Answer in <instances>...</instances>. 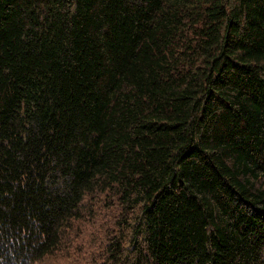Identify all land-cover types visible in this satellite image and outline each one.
I'll return each instance as SVG.
<instances>
[{
    "label": "trees",
    "instance_id": "1",
    "mask_svg": "<svg viewBox=\"0 0 264 264\" xmlns=\"http://www.w3.org/2000/svg\"><path fill=\"white\" fill-rule=\"evenodd\" d=\"M101 194L99 264H264V0H0V264Z\"/></svg>",
    "mask_w": 264,
    "mask_h": 264
},
{
    "label": "rangeland",
    "instance_id": "2",
    "mask_svg": "<svg viewBox=\"0 0 264 264\" xmlns=\"http://www.w3.org/2000/svg\"><path fill=\"white\" fill-rule=\"evenodd\" d=\"M105 200L106 196L104 194L99 195L97 200H89L88 203H93L92 205H96L98 210L104 209L105 211L103 212V215L97 212L95 217L92 216V219H88L90 216L86 217L84 220L82 218L77 224V229L74 232L78 231L75 234L77 241L81 245L80 251L82 252L77 254L73 250H61L55 254L46 256L37 264H94L93 261H98L99 264L101 261L98 258L99 256H97L95 252H89L87 250L90 249L95 243L102 242V245H105L104 242L107 238L106 234L110 231L106 229H108V227H113L114 219L112 213H114L115 207L112 208V205L105 204ZM103 216H106V219L108 220L107 224L102 223L101 220Z\"/></svg>",
    "mask_w": 264,
    "mask_h": 264
}]
</instances>
